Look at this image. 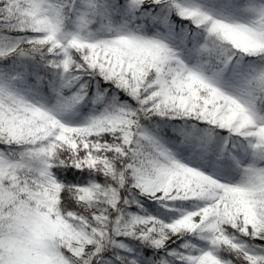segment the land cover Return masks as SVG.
I'll use <instances>...</instances> for the list:
<instances>
[{"label": "snow or ice", "instance_id": "obj_1", "mask_svg": "<svg viewBox=\"0 0 264 264\" xmlns=\"http://www.w3.org/2000/svg\"><path fill=\"white\" fill-rule=\"evenodd\" d=\"M0 264H264V0H0Z\"/></svg>", "mask_w": 264, "mask_h": 264}]
</instances>
